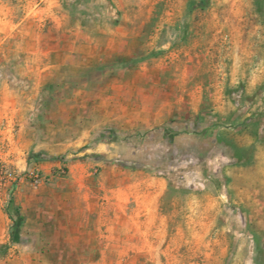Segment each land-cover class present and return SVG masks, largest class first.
Returning a JSON list of instances; mask_svg holds the SVG:
<instances>
[{
    "label": "rangeland",
    "instance_id": "374dc122",
    "mask_svg": "<svg viewBox=\"0 0 264 264\" xmlns=\"http://www.w3.org/2000/svg\"><path fill=\"white\" fill-rule=\"evenodd\" d=\"M0 264H264V0H0Z\"/></svg>",
    "mask_w": 264,
    "mask_h": 264
},
{
    "label": "trees",
    "instance_id": "16d2710c",
    "mask_svg": "<svg viewBox=\"0 0 264 264\" xmlns=\"http://www.w3.org/2000/svg\"><path fill=\"white\" fill-rule=\"evenodd\" d=\"M64 165V164H63ZM64 171H65V168H64ZM18 238V233L16 232V233H14V235H13V239L14 240H16Z\"/></svg>",
    "mask_w": 264,
    "mask_h": 264
}]
</instances>
